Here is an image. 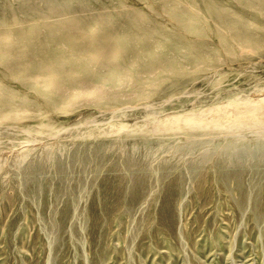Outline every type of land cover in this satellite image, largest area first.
<instances>
[{"label":"rangeland","instance_id":"374dc122","mask_svg":"<svg viewBox=\"0 0 264 264\" xmlns=\"http://www.w3.org/2000/svg\"><path fill=\"white\" fill-rule=\"evenodd\" d=\"M262 93L264 0H0V264H264V114L165 129ZM122 178L138 199L93 224Z\"/></svg>","mask_w":264,"mask_h":264},{"label":"bare ground","instance_id":"6f19581e","mask_svg":"<svg viewBox=\"0 0 264 264\" xmlns=\"http://www.w3.org/2000/svg\"><path fill=\"white\" fill-rule=\"evenodd\" d=\"M176 22V21H174ZM59 30L63 33V39L70 37L71 41H77V39H79L80 37L82 38L84 36V26L82 24L81 21H74L68 24H64L62 26L59 27ZM53 34V33H49V36ZM231 38V37H230ZM52 39V37H51ZM62 40L58 39V42H61ZM235 42V41H233ZM237 43V42H236ZM239 45V43H238ZM241 45V44H240ZM35 46H38L35 45ZM35 48V47H34ZM13 48V50L15 52H20L21 53V57H23V60L26 62L27 64V78L32 80L35 78L36 76V65H41V66H49L50 61L45 58V57H41V51L39 52L38 50L36 52H34L33 50L28 51L25 46L20 47L19 49L17 48ZM32 49V48H31ZM26 50V51H25ZM105 50V45H103L101 47V51ZM17 59V57H16ZM7 65V64H6ZM9 71V70H8ZM178 74H180V72H178ZM153 77V76H152ZM84 78L87 79L88 81L91 82H99V78L98 77H93L91 74H87L84 72ZM160 80H155L153 82V87L154 89L157 91L160 90ZM159 92V91H158ZM264 94V93H262ZM263 97V95H262ZM169 102V101H168ZM262 106V105H261ZM263 107V106H262ZM264 109V107H263ZM252 110V109H251ZM244 112V110H243ZM248 112V111H247ZM250 111L248 113H245L243 115H241L239 118H231L229 117V115H225L223 114L222 116H211V115H207V117L203 116L199 119H191V118H185L183 120H181V118H172L168 121V126L165 129H170V130H179V128L181 127H186L187 131L193 132L195 130H199V129H207L208 127H212V128H222L226 125H229L230 127L227 126V130H229L228 128H233L235 126H239V125H250V124H257V120L256 118H258L259 116H262L263 110H253V112ZM232 115V114H231ZM7 117V116H6ZM10 118V117H9ZM131 118V117H130ZM256 120V121H255ZM88 124V123H87ZM118 126V125H117ZM117 126L115 127H110V129H107L108 132L112 133V134H119L122 132V128L120 129V127L118 128ZM204 126V128H203ZM138 127V126H137ZM158 130V129H157ZM223 130V128H222ZM221 130V131H222ZM68 131V130H67ZM225 131V130H223ZM64 135V134H63ZM133 163L130 161H127L126 163V167H133ZM128 182V181H127ZM130 184L131 183H135L133 189L129 190L128 188L124 187L125 185V180L122 179H117L114 181V185L113 183L111 184V190H113L112 192L110 191L108 194L107 192L105 193V202H104V211H100V208H93V213H92V219L94 220L93 224L96 223V217L97 215H102L101 213H108L110 212L112 209L116 208V205L118 204V202L120 201V198H122V195L125 196H130V200H132V202H134L135 200L138 199L139 195H140V187L142 186V182L141 181H136V180H130L129 181ZM177 184H172L173 186H176ZM114 186V187H113ZM124 187V188H123ZM170 196V195H169ZM136 204V203H135ZM171 204H170V199H167L166 205H165V209H164V216H163V220L161 217V221L163 224H165L166 226H172L173 224V220L171 217Z\"/></svg>","mask_w":264,"mask_h":264}]
</instances>
